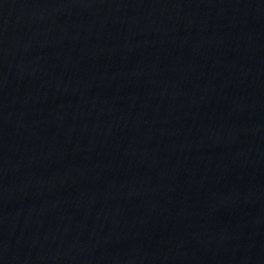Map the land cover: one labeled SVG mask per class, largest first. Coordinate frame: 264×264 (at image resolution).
I'll list each match as a JSON object with an SVG mask.
<instances>
[{"label":"water","instance_id":"1","mask_svg":"<svg viewBox=\"0 0 264 264\" xmlns=\"http://www.w3.org/2000/svg\"><path fill=\"white\" fill-rule=\"evenodd\" d=\"M0 264H264V0H0Z\"/></svg>","mask_w":264,"mask_h":264}]
</instances>
